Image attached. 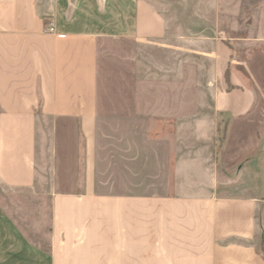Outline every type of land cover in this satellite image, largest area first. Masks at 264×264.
Listing matches in <instances>:
<instances>
[{
	"label": "crops",
	"instance_id": "1",
	"mask_svg": "<svg viewBox=\"0 0 264 264\" xmlns=\"http://www.w3.org/2000/svg\"><path fill=\"white\" fill-rule=\"evenodd\" d=\"M243 2L233 30H264ZM167 31L145 0H0V189L28 200L0 204V264H264V38L205 43L212 106L158 136L138 85Z\"/></svg>",
	"mask_w": 264,
	"mask_h": 264
},
{
	"label": "rangeland",
	"instance_id": "2",
	"mask_svg": "<svg viewBox=\"0 0 264 264\" xmlns=\"http://www.w3.org/2000/svg\"><path fill=\"white\" fill-rule=\"evenodd\" d=\"M145 1L167 21L168 31L161 45L171 48L169 49L171 55H156L155 75L148 78L147 81L143 75L138 85L140 107H150L151 110L155 109L157 112L151 117L155 118L153 120L154 132L159 136V134L161 135V130L158 129L159 124L172 122L178 117L189 121L195 117L193 114L195 108L212 106L209 98L199 97L201 90L204 93V90H208V78L211 73L209 62L200 59V56L212 55V51L207 48L205 43L219 41L230 49L232 59L245 57L253 51L263 49L250 42L253 39L264 38V30H233L232 18L245 12L244 9L250 10L251 4H247L243 0ZM261 4L256 3L255 6H251V9L259 11L261 8L264 10ZM212 24L218 25L219 30H194L196 26L206 28ZM200 31H203V36H200ZM200 39L203 40L201 49L197 48L195 43ZM163 68H166L164 73L158 72V69L162 70ZM180 111H186L187 114L182 115L179 113ZM201 117H207V115ZM226 124V119L218 117L217 141L219 148L225 139ZM43 181L45 184L48 183L47 176H44ZM41 198V204L46 208L43 194ZM27 201L26 195L22 193H5L0 189V204L17 221L23 217L14 211V206L17 202L25 203ZM44 213L46 214V212ZM44 219H46L45 216Z\"/></svg>",
	"mask_w": 264,
	"mask_h": 264
},
{
	"label": "built area",
	"instance_id": "3",
	"mask_svg": "<svg viewBox=\"0 0 264 264\" xmlns=\"http://www.w3.org/2000/svg\"><path fill=\"white\" fill-rule=\"evenodd\" d=\"M48 31H49L50 33H53L54 29H53L52 27H50V28L48 29Z\"/></svg>",
	"mask_w": 264,
	"mask_h": 264
}]
</instances>
